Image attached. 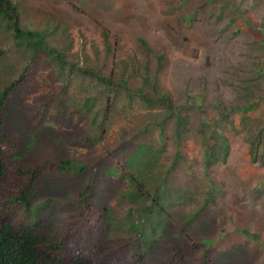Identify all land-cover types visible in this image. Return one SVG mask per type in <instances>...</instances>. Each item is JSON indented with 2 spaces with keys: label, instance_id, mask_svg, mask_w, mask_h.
I'll return each mask as SVG.
<instances>
[{
  "label": "rangeland",
  "instance_id": "obj_1",
  "mask_svg": "<svg viewBox=\"0 0 264 264\" xmlns=\"http://www.w3.org/2000/svg\"><path fill=\"white\" fill-rule=\"evenodd\" d=\"M11 2L47 51L0 22V92L23 75L5 128L84 168L37 182L39 219L57 232L91 184L92 211L107 210L91 242L112 259L264 264V165L248 145L264 136V0Z\"/></svg>",
  "mask_w": 264,
  "mask_h": 264
},
{
  "label": "trees",
  "instance_id": "obj_2",
  "mask_svg": "<svg viewBox=\"0 0 264 264\" xmlns=\"http://www.w3.org/2000/svg\"><path fill=\"white\" fill-rule=\"evenodd\" d=\"M15 9L11 0H0V22L7 21V28L11 29L15 40H24L37 50H46L38 33L20 26V14ZM140 43L142 47L146 46L145 41L141 40ZM48 55L61 67L66 64L59 53L48 50ZM160 60L161 57H157L156 61ZM22 77L19 76L15 82H21ZM95 78L109 87L113 86L111 80ZM257 80L258 76L253 79L254 82ZM16 83L0 92V264H126L121 257L112 259L110 249L105 244L96 247L91 242L96 223L104 220L107 214L106 209L92 211L89 202L93 190L91 184L74 197L79 207L77 215L67 213L60 221L57 232H52L49 224L39 219L40 214L34 203L37 182L47 174L71 169L82 172L84 168L74 166L67 158L54 159L48 153L39 158L35 149H31L32 153L29 154L31 141H27L28 148H23L24 140L19 135L12 136L7 132L4 108L14 94ZM135 95L147 104L160 103L171 114H176L175 106L169 104V98L163 94L156 100L148 99L142 91ZM72 139L74 145L80 141L93 143L96 140L95 137L77 139L74 136ZM248 145L251 163L261 162L264 165V136L251 135Z\"/></svg>",
  "mask_w": 264,
  "mask_h": 264
}]
</instances>
